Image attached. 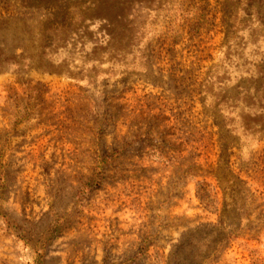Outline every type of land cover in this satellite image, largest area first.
<instances>
[{
    "label": "rangeland",
    "instance_id": "374dc122",
    "mask_svg": "<svg viewBox=\"0 0 264 264\" xmlns=\"http://www.w3.org/2000/svg\"><path fill=\"white\" fill-rule=\"evenodd\" d=\"M173 256L264 264V0H0V264Z\"/></svg>",
    "mask_w": 264,
    "mask_h": 264
},
{
    "label": "trees",
    "instance_id": "16d2710c",
    "mask_svg": "<svg viewBox=\"0 0 264 264\" xmlns=\"http://www.w3.org/2000/svg\"><path fill=\"white\" fill-rule=\"evenodd\" d=\"M205 187L206 189H204ZM197 196L204 203L205 208H209L215 211H218V194L211 185L209 184H197ZM206 190H208V194H206ZM224 222L223 218H220V225ZM190 243L188 245L182 244L178 250L180 252H186L190 248ZM171 264H188L186 260H178L177 256L172 257Z\"/></svg>",
    "mask_w": 264,
    "mask_h": 264
}]
</instances>
